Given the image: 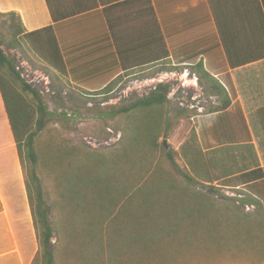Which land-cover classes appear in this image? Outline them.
<instances>
[{
	"label": "trees",
	"instance_id": "obj_1",
	"mask_svg": "<svg viewBox=\"0 0 264 264\" xmlns=\"http://www.w3.org/2000/svg\"><path fill=\"white\" fill-rule=\"evenodd\" d=\"M45 1L54 24L81 14L56 12L52 0ZM221 1L226 7L236 4L235 17L250 13L249 26L238 28V35L253 34L262 46L264 0H207L229 68L233 69L245 61L230 58L226 42L232 31L225 33L216 17ZM100 2L96 0L95 6L104 4ZM0 25L4 31L2 44L26 47L57 78H70L77 85L82 83L80 86L87 85L90 75L95 77V83L108 82L100 90L79 87L89 94H104L120 75L170 65L168 53L164 52L159 56L160 63L119 74L122 70H116L120 56L116 42L101 60L94 61L93 54H85L69 61L55 26L27 33L14 12L0 13ZM112 36L116 39V35ZM158 36L162 42L161 32ZM183 55L174 59L177 65L173 67L188 68L196 74L198 84L206 87L205 97L216 98L217 107L210 113L220 115L227 111L232 105L231 88L210 74L208 64ZM111 58L114 63L109 62ZM168 93V85L158 84L147 96L124 109L130 113V134L114 153L98 158L92 151L87 153L86 148L59 142L60 137L52 134L40 142L38 153V137L47 125L45 105L39 94L21 79L0 45V99L37 242L30 264H264V167L259 166L252 145H224L203 154L198 134H191L182 148L192 168L201 165L197 172L201 181H216L225 188L239 187L247 196L242 202L255 206L253 213H246L242 206L215 191L213 194L220 198L211 197L202 188L196 189L194 174L188 177L176 167L171 174L169 169L153 164L156 140L161 133L167 135L170 126L165 117ZM25 96L30 99L25 100ZM135 109L147 110L152 115L140 117ZM257 116L264 133V107L258 109ZM220 125L221 120L217 119L212 127ZM242 152L248 156L241 155ZM39 160L41 166L54 171L61 196L57 204L45 197L37 174ZM166 160L174 167L170 155ZM9 171L7 164H0V185L10 180ZM105 174L107 181L103 180ZM175 175L181 176V180ZM52 209L58 210V215L50 216Z\"/></svg>",
	"mask_w": 264,
	"mask_h": 264
},
{
	"label": "crops",
	"instance_id": "obj_2",
	"mask_svg": "<svg viewBox=\"0 0 264 264\" xmlns=\"http://www.w3.org/2000/svg\"><path fill=\"white\" fill-rule=\"evenodd\" d=\"M102 1L104 4L96 7V0H52L56 12L81 13L59 24L53 23L45 0H0V13H16L27 33L55 26L69 61L85 54H93L94 61L101 60L118 43L120 56L116 70H122L119 74L160 63L159 56L164 52L168 53L166 59L172 66L177 65L174 59L183 58V54L186 59L196 58L208 64L210 74L231 88L232 105L220 115L210 113L207 124L199 126L203 154L224 145L248 144L252 145L259 166L264 167V133L257 116L258 109L264 107V37L261 46L253 34L238 35V28L249 26L250 13L235 17L238 7L234 2L226 7L221 1V6L216 8L224 32L232 31L226 42L230 58L245 61L230 69L207 0ZM109 62L115 61L111 58ZM90 77L86 86L64 79L83 90H100L108 83L106 80L95 83V77ZM217 119L221 125L213 129ZM241 155L248 156L245 152Z\"/></svg>",
	"mask_w": 264,
	"mask_h": 264
},
{
	"label": "rangeland",
	"instance_id": "obj_3",
	"mask_svg": "<svg viewBox=\"0 0 264 264\" xmlns=\"http://www.w3.org/2000/svg\"><path fill=\"white\" fill-rule=\"evenodd\" d=\"M3 35L4 31L0 25V45L4 54L13 63L21 79L39 94L46 108L47 125L38 137L36 144L38 153L41 152L40 142L51 134L59 136L58 140L63 144L86 148L87 153L94 152L98 158L114 153L119 149L122 140H126L130 134L127 128L130 124V113L124 109L129 108L141 97L147 96L156 85H168L165 117L170 126L167 135L161 133L156 140L153 164L169 169L171 174L174 173L172 170H175V167L188 177L194 174L193 184L196 189L202 188L203 192L209 193L211 197L220 198L213 192L218 191L223 185L216 181L210 183L201 181L198 177L201 165L192 168L182 148L191 134H199V126L207 124L210 112L217 107L216 103L206 99L204 95L206 87L198 84V79L197 91L186 88L194 76L188 68L171 65L145 68L128 76L120 75L104 94H98V91L89 94L73 87L64 78H57L54 73L46 71L26 47L10 48L7 42L2 44ZM41 77L43 81H40ZM200 87L203 90H200ZM29 99L30 96H25V100ZM135 111L138 116L144 118L152 115L147 110ZM8 129L0 99V164H7L10 168V180L0 185L3 206V212L0 213V264L3 261H7L8 264H30L37 251V242L24 193L22 172ZM164 140L167 144L166 149L163 147ZM168 155L172 157L174 167L166 160ZM37 174L45 197H48L50 202L59 203L61 196L56 189L58 186L54 171L46 169L44 165L41 166L39 160ZM107 177L108 174H105L103 180L107 181ZM176 177L181 180V176ZM113 186L116 187L117 184L114 183ZM49 213L54 217L58 215V210L52 209ZM10 216L14 218L11 220ZM52 242L55 243L56 238H53ZM38 262L36 264H40Z\"/></svg>",
	"mask_w": 264,
	"mask_h": 264
},
{
	"label": "built area",
	"instance_id": "obj_4",
	"mask_svg": "<svg viewBox=\"0 0 264 264\" xmlns=\"http://www.w3.org/2000/svg\"><path fill=\"white\" fill-rule=\"evenodd\" d=\"M168 77V74L166 75ZM40 81H43V78H40ZM196 81L197 78L194 74L192 81H190V83L187 85V89H190L191 91H197L198 87L196 85ZM162 82V80H161ZM200 90H203L202 87H200ZM207 99V98H206ZM207 100L209 101H213L214 103H216V98L215 97H210ZM216 193H218L220 196H224L228 199H230L231 201H233V203L235 205H240L242 206V208L244 209V211L246 213H252L255 211V206L250 204V203H243L242 200L246 199L247 196L246 194L240 190L239 187L237 188H225V187H221L220 189H218V191H215Z\"/></svg>",
	"mask_w": 264,
	"mask_h": 264
},
{
	"label": "water",
	"instance_id": "obj_5",
	"mask_svg": "<svg viewBox=\"0 0 264 264\" xmlns=\"http://www.w3.org/2000/svg\"><path fill=\"white\" fill-rule=\"evenodd\" d=\"M163 147H164L165 149L167 148L166 140L163 141Z\"/></svg>",
	"mask_w": 264,
	"mask_h": 264
}]
</instances>
